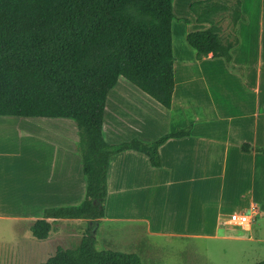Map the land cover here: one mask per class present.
<instances>
[{
    "label": "trees",
    "instance_id": "1",
    "mask_svg": "<svg viewBox=\"0 0 264 264\" xmlns=\"http://www.w3.org/2000/svg\"><path fill=\"white\" fill-rule=\"evenodd\" d=\"M188 9L197 22L209 24L185 36L196 59L222 57L230 69L240 71L230 62V49L238 43L241 0H193ZM223 15L229 19L226 33L215 20ZM173 18V0H0V116L73 119L85 178L79 203L46 207L31 221L29 232L38 240L48 238L58 220L84 222L77 245L58 246L39 264H143L135 252L95 246L110 158L134 150L160 167L159 147L189 135L192 126L147 142L111 143L104 137L103 120L107 95L119 76L170 108ZM242 149L248 151L249 145ZM255 151L264 154V147Z\"/></svg>",
    "mask_w": 264,
    "mask_h": 264
},
{
    "label": "rangeland",
    "instance_id": "2",
    "mask_svg": "<svg viewBox=\"0 0 264 264\" xmlns=\"http://www.w3.org/2000/svg\"><path fill=\"white\" fill-rule=\"evenodd\" d=\"M186 1L173 0L175 51L184 46L183 34L186 29L184 18V22H181L175 13H182ZM215 20L224 28L225 33L229 31L227 15L217 16ZM124 87L129 89L127 94L124 97L117 96L116 91ZM154 104L156 102L150 96L121 77L107 95L103 123L105 132L116 133L114 140L117 141H126L133 137L150 141L162 135L165 131V126L161 124L162 114ZM0 120H6L5 125L8 126H4L5 132H0V144H7L8 150L14 152L13 177L16 190L14 209L9 206L0 208V213L4 215L0 216V264H39L52 255L58 246L77 245L82 236L84 222L56 221L53 222L47 239L33 238L29 232L32 220H14L17 215L31 213L29 219L39 215V211L30 212L26 195L20 189L23 187V180L28 178L26 168L29 165V175L34 182V178L41 179L49 171L45 167L46 160L64 162L71 146L68 127L73 124L76 128V123L73 119L62 117L0 116ZM245 128L247 132L244 134L232 132L227 155L223 148L221 154H216V171L209 184L202 185L203 182H199V186H191L187 182L168 186L164 183L152 188L165 180V173L159 171L161 169L149 170L146 161L142 159L145 157L142 153L139 156L143 157L136 158L130 156L128 151L115 154L108 168L110 189L108 187L105 200V212L109 215L106 218L113 219L99 220L95 232L96 248L136 252L143 264H256L264 260V163L260 159L256 161L255 175L246 172L248 166L244 164V160L247 156H242L243 152L236 151L238 149L234 146L243 135L248 136V127ZM209 131L217 137L226 130L218 127ZM223 143L222 147L225 145L224 141ZM261 156L264 154L258 153V158ZM223 158L226 160L224 169ZM118 162L125 168L122 176ZM66 165L64 162L61 169L55 168L51 175L58 177L63 173L61 175L69 176L73 171L74 176L76 166L72 165L71 171L64 174ZM50 168L52 170L54 167ZM77 174L79 183L75 182L74 186L80 188L81 181L85 178L80 168ZM145 180L151 182L147 187L142 185ZM241 190L245 191L244 198L239 194ZM251 193L259 214L249 231L232 225L219 226L217 232H211L208 236L215 239H196L162 236L156 230L196 233L200 231L197 212L201 200L222 198L225 211H247L248 208L240 207L250 203ZM227 203H232L229 204L232 207L226 206ZM137 211L153 217L149 226L145 220H133Z\"/></svg>",
    "mask_w": 264,
    "mask_h": 264
},
{
    "label": "crops",
    "instance_id": "3",
    "mask_svg": "<svg viewBox=\"0 0 264 264\" xmlns=\"http://www.w3.org/2000/svg\"><path fill=\"white\" fill-rule=\"evenodd\" d=\"M191 1H186L185 9L181 14L175 13V16L181 22H184L182 18L188 20V22H184L186 27L183 34L184 46L176 49L177 51L173 49V21L175 19L172 20L171 24L175 83L171 106L167 109L152 98L158 105L154 104V106L162 114L161 124L165 126V131L162 135L176 128H185L191 125L190 134L170 138L159 147L160 167H152L148 157L146 155L145 157L139 156L140 152L138 151L125 150L130 153V156L135 158L143 157L142 159L146 161V167L149 170L161 169L159 171L165 173V180L152 188L161 186L164 183L168 186L187 182L191 186H199V182H203L202 185L209 184V181L214 176L213 173L216 171L214 163L216 154H221V149L223 148L225 155H227L232 132H242L244 134V132H247L245 127H248V136L243 135L234 146L238 149L236 151L243 152L242 156H247L245 160L243 157L244 164L248 166V171L246 172L255 175L256 161L260 159V162L264 163L262 162L264 161V156L258 158V153L260 152L255 151L256 147H264V0H241L243 18L237 22L238 43L230 49V62L240 69V71L230 69L222 57H211L208 55L200 60L196 59L195 49L187 43L185 36L189 31L206 29L209 24L196 21L194 14L187 8ZM121 77L119 76L118 79ZM127 87L117 90L116 95L124 97L129 91ZM5 124H7L6 120H0V132H5ZM69 126L70 131H67V133L69 134L68 139L71 141V146L64 160L67 164V170L64 168L63 172L64 174L69 173L73 165L76 166V173H74V176H72L73 171L69 176L61 175L63 173H60L58 177L54 174L51 175V171L54 173L57 167L61 169L64 162L58 163L54 159L46 160L45 167L49 171L41 179L36 177L33 180L34 182H32L29 175V165L26 168L28 178L23 180V187L20 191H23L26 195L30 212L39 211L40 213L46 207L74 205L83 199L85 179H82L80 188H75L74 186L75 182L79 183L77 172L79 173V168L81 169V164H79L80 158L75 149L78 141L77 127L75 128L73 124ZM218 127L226 131L214 137L215 133H211L209 130ZM103 134L108 142H120L114 140L116 133L107 134L105 132V124L103 126ZM223 141L225 145L222 147L221 143ZM244 144L249 145L248 151L242 149V145ZM0 147L2 148L0 149V208L9 206L13 210L16 191L13 177L15 173L14 152L8 150L7 144H0ZM113 156L110 158L109 165L113 160ZM225 162L226 160L223 158V169ZM118 165L122 176L125 168L120 162H118ZM52 166L54 168L51 170L50 167ZM55 173L57 174L56 171ZM109 180L110 176L108 178L107 173V187H109ZM149 183L151 182L145 180L142 185H146L147 187ZM239 194L244 198L245 191L241 190ZM253 200L254 195L251 193L250 203L242 205L240 208L249 209L251 204L257 206ZM232 203H227L226 206L232 207L229 206ZM223 207L222 198L201 200L197 212L198 219L200 220V224L198 225L200 231L196 233H177L172 230L163 231L157 228L156 230L162 236L215 239L208 238V236H210L211 232H217L219 226L224 227L220 222L221 218L231 212H240L238 210L225 211ZM30 214L14 216L16 218L14 220L28 219L31 221L34 218L29 219ZM0 216L4 215L0 213ZM106 216L109 215H106L105 212L102 219L111 218H106ZM133 220H145L146 225L149 226L153 217L147 214H140L137 211V215Z\"/></svg>",
    "mask_w": 264,
    "mask_h": 264
},
{
    "label": "built area",
    "instance_id": "4",
    "mask_svg": "<svg viewBox=\"0 0 264 264\" xmlns=\"http://www.w3.org/2000/svg\"><path fill=\"white\" fill-rule=\"evenodd\" d=\"M259 211L255 204H251L248 211L231 212L230 214L221 218L220 222L224 226H236L244 231H249V229L254 224Z\"/></svg>",
    "mask_w": 264,
    "mask_h": 264
}]
</instances>
